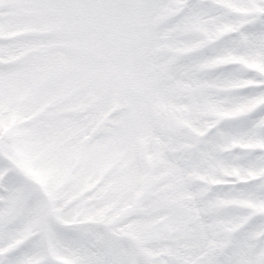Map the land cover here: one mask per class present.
Returning <instances> with one entry per match:
<instances>
[{
	"label": "snow or ice",
	"instance_id": "snow-or-ice-1",
	"mask_svg": "<svg viewBox=\"0 0 264 264\" xmlns=\"http://www.w3.org/2000/svg\"><path fill=\"white\" fill-rule=\"evenodd\" d=\"M0 264H264V0H0Z\"/></svg>",
	"mask_w": 264,
	"mask_h": 264
}]
</instances>
